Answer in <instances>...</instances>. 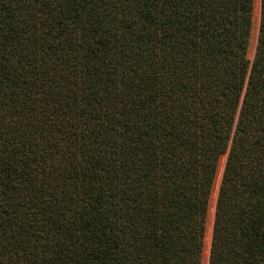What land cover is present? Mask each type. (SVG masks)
<instances>
[{
    "label": "trees",
    "instance_id": "trees-1",
    "mask_svg": "<svg viewBox=\"0 0 264 264\" xmlns=\"http://www.w3.org/2000/svg\"><path fill=\"white\" fill-rule=\"evenodd\" d=\"M0 0V264H264V0Z\"/></svg>",
    "mask_w": 264,
    "mask_h": 264
},
{
    "label": "rangeland",
    "instance_id": "rangeland-1",
    "mask_svg": "<svg viewBox=\"0 0 264 264\" xmlns=\"http://www.w3.org/2000/svg\"><path fill=\"white\" fill-rule=\"evenodd\" d=\"M259 21H260V0H254L253 24H252L250 43H249V48H248V58L250 61L253 60V56L255 53L258 28H259ZM225 160H226V157L224 156L221 158V160L219 162V169H218L216 181H215L214 187H213L212 206L210 208L209 217H208V221H207V229H206V234H205V238H204V250H203V258H202L203 264H207V262H208L210 242H211V234H212V223H213V218H214V207H215V201H216L217 193H218V189H219V184L221 181V176L223 173Z\"/></svg>",
    "mask_w": 264,
    "mask_h": 264
}]
</instances>
